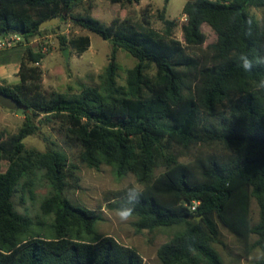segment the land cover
Instances as JSON below:
<instances>
[{"label": "trees", "instance_id": "obj_1", "mask_svg": "<svg viewBox=\"0 0 264 264\" xmlns=\"http://www.w3.org/2000/svg\"><path fill=\"white\" fill-rule=\"evenodd\" d=\"M84 1L0 0V38L16 32L27 41L45 30L41 22L69 18L112 45L99 85L76 95L41 92L43 54L30 47L23 50L18 82L0 84V93L25 108L18 132L5 139L0 134V162L7 161L6 169L0 168V264H143L134 248L112 236L91 238L98 216L65 196L74 167L64 153L26 151L24 140L37 124L52 120L79 148L81 163L95 169L110 165L118 178L136 176L142 184L133 215L136 232L183 225L157 249L160 264H224L215 247L221 243L220 226L239 240L255 236L253 249L264 246V88L258 83L264 68L245 72L238 60L241 53L251 57L264 50V13L257 19L249 12L264 10V0H187L183 42L173 37L176 23L164 11L163 31L147 18L106 26L89 14L71 13ZM203 24L216 39L201 60L187 48L204 44ZM67 44L82 54L90 39L79 36ZM118 48L137 60L124 85L117 83ZM173 146L211 152L183 163L168 151ZM157 167L163 171L154 176ZM40 181L49 187L40 211L52 217L44 236L35 229L43 222L34 223L13 203L18 188L32 194ZM252 199L258 207L255 224ZM124 203L125 191L115 193L107 208L115 211Z\"/></svg>", "mask_w": 264, "mask_h": 264}, {"label": "rangeland", "instance_id": "obj_2", "mask_svg": "<svg viewBox=\"0 0 264 264\" xmlns=\"http://www.w3.org/2000/svg\"><path fill=\"white\" fill-rule=\"evenodd\" d=\"M187 0H140L138 4H117L108 0H85L74 6L72 14H89L106 26H109L117 19L127 18L132 21H140L147 18L151 27L158 31L164 30V25L159 19V14L164 11L168 20L176 23L172 30L174 38L183 42L181 25L185 21L182 8ZM249 12L257 19H261L264 10L250 8ZM40 34L24 41L21 40L10 49L0 50V65L12 71L8 61L10 58L19 59V54L25 47L34 51L40 50L43 58L38 64L41 72L40 90L45 95L53 92L63 93L68 96L78 94L85 87H97L100 75L109 62L112 52V45L109 41L102 39L99 35L74 25L71 19L56 22L55 25L44 28ZM205 35V42L199 48H187V52L196 54L201 60L204 59L206 47L216 39L214 32L206 25L201 26ZM88 36L90 45L82 54L77 53L71 47H67L70 39ZM67 49V59L63 51ZM118 64L117 83L125 84L126 74L137 60L124 50L118 48L115 51ZM0 67V68H1ZM152 68L149 74H153ZM18 81L17 72L10 75L9 79H1L0 84L11 85ZM24 121V115L20 109L10 111L0 105V134L3 138L14 135L18 132ZM38 129L34 134L24 140L26 151L45 152L57 150L64 153L67 162L73 168V174L69 178V186L64 194L68 200L76 206L96 212L98 218L94 224V234L100 236H112L123 245L134 248L142 257L143 264H160L156 251L157 249L183 229V225L171 227H158L153 230H142L136 232L133 223L136 217L121 223L115 217V211L107 208L110 198L115 193L125 191L129 186L137 184L142 188L134 174H127L118 178L110 165H101L98 169L90 168L79 161V148L75 146L65 133V129L59 122L43 121L38 123ZM168 151L174 153L180 162L192 163L197 156H204L211 152L209 149L197 146L189 149L173 146ZM7 161L0 162L2 171L6 169ZM163 171L162 167L154 169V176ZM22 182H24L22 180ZM49 187L45 181L36 184L32 194L18 188L13 196V203L17 212L31 217L34 223L42 221L41 228H35L44 236L47 234V226L52 222L51 216H44L40 211V203L48 194ZM258 220V207L254 199L250 202V222L255 224ZM221 243L216 244L224 264H246L248 255L252 252V244L255 236L247 240H239L228 233L220 226Z\"/></svg>", "mask_w": 264, "mask_h": 264}, {"label": "clouds", "instance_id": "obj_3", "mask_svg": "<svg viewBox=\"0 0 264 264\" xmlns=\"http://www.w3.org/2000/svg\"><path fill=\"white\" fill-rule=\"evenodd\" d=\"M251 23V21H249ZM239 66L245 72H252L256 68H264V50L252 55L241 53L238 57ZM264 88V79L259 82ZM142 190L137 184L129 186L125 190V203L115 210V217L121 223H126L133 218L135 205L139 202ZM246 264H264V246H258L248 255Z\"/></svg>", "mask_w": 264, "mask_h": 264}, {"label": "water", "instance_id": "obj_4", "mask_svg": "<svg viewBox=\"0 0 264 264\" xmlns=\"http://www.w3.org/2000/svg\"><path fill=\"white\" fill-rule=\"evenodd\" d=\"M58 21H59L58 19L45 20L39 24V28L44 29L46 27L53 26ZM9 34L10 35H18V33H16V32H10ZM4 35H5V33H2L1 37H3ZM67 52H68L67 49H65L63 51V56L65 57V59H67ZM0 105L4 108L10 110V111H15L18 109H20V110L25 109L24 106L20 105L19 102L16 101L13 97L6 95L4 93H0ZM197 219H199V217H197Z\"/></svg>", "mask_w": 264, "mask_h": 264}, {"label": "built area", "instance_id": "obj_5", "mask_svg": "<svg viewBox=\"0 0 264 264\" xmlns=\"http://www.w3.org/2000/svg\"><path fill=\"white\" fill-rule=\"evenodd\" d=\"M22 38L19 35H6L0 38V50L10 49L14 47L17 43H20ZM197 203L191 206V210H194Z\"/></svg>", "mask_w": 264, "mask_h": 264}, {"label": "crops", "instance_id": "obj_6", "mask_svg": "<svg viewBox=\"0 0 264 264\" xmlns=\"http://www.w3.org/2000/svg\"><path fill=\"white\" fill-rule=\"evenodd\" d=\"M22 54H23V52L22 53H20L19 54V59H15V58H10L9 56H8V59H7V61L12 65V66H14L13 68H12V71H10V70H7V69H5V66L2 68L1 67V65H0V78L1 79H9V77H10V75H12V74H14V73H16L17 71H18V68H19V64H20V61H21V57H22ZM18 82V81H17ZM17 82H15V83H17ZM14 83V84H15Z\"/></svg>", "mask_w": 264, "mask_h": 264}]
</instances>
